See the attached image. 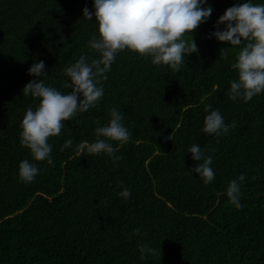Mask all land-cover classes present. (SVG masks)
Returning <instances> with one entry per match:
<instances>
[{
	"label": "trees",
	"instance_id": "1",
	"mask_svg": "<svg viewBox=\"0 0 264 264\" xmlns=\"http://www.w3.org/2000/svg\"><path fill=\"white\" fill-rule=\"evenodd\" d=\"M240 2L207 0L209 18L184 37L200 46L178 71L119 51L101 81L104 95L48 138V164L20 143L25 111L38 103L22 94L35 78L27 69L42 60L39 79L71 91L64 68L82 54L89 62L99 56L88 45L99 35L95 17L82 14L85 6L94 11L92 0H0V264H264V92L229 98L243 45L211 35ZM205 104L235 126L218 136L202 131ZM112 108L130 133L109 141L119 160L81 148L97 139ZM192 144L213 157L209 184L192 171L202 162L191 158ZM24 159L39 169L32 182L18 178ZM241 173L237 209L226 191ZM124 187L127 199L119 196ZM145 244L154 252L141 258Z\"/></svg>",
	"mask_w": 264,
	"mask_h": 264
},
{
	"label": "clouds",
	"instance_id": "2",
	"mask_svg": "<svg viewBox=\"0 0 264 264\" xmlns=\"http://www.w3.org/2000/svg\"><path fill=\"white\" fill-rule=\"evenodd\" d=\"M92 8L94 11L90 12L85 6L82 14L88 20L95 17L99 35L91 38L88 45L99 56L89 62L82 54L64 68V74L69 78L64 87L71 88L70 92L46 85L43 79H39L45 74L42 60L33 62L27 69L35 78L23 86L22 94L38 98V103L35 108L26 109L19 136L21 145L29 149L36 161L53 163L48 138L60 133L64 121L77 112L87 111L104 95L101 81L107 78L106 73L119 51L127 48L151 57L154 65L164 64L178 71L186 57L197 51L194 40L186 41L185 34L190 35L191 30L206 22L212 12L207 0H92ZM215 23L211 35L218 41L243 45L231 65L237 72V79L230 82L228 95L233 101L246 102L264 92V3L241 0L227 7ZM221 24L223 27H218ZM203 110L206 115L202 131L205 133L227 134L230 127L235 126V122L226 124L220 110L211 104H205ZM122 121L121 112L112 108L107 124L95 129L97 139L81 145V148L89 154H104L119 160L121 157L114 155L116 148L109 141L123 143L128 140L130 133ZM71 143L66 140L64 146ZM188 152L194 161H202L192 171L202 178L204 184H209L215 176L211 167L213 157L205 155L197 144L189 146ZM38 172L36 165L27 159L18 164L17 174L22 182H32ZM243 180L244 174L241 173L227 186V197L237 209L241 207L239 182ZM130 195L131 190L127 187L119 192L124 199ZM139 251L143 258L154 249L145 244L139 247Z\"/></svg>",
	"mask_w": 264,
	"mask_h": 264
},
{
	"label": "rangeland",
	"instance_id": "3",
	"mask_svg": "<svg viewBox=\"0 0 264 264\" xmlns=\"http://www.w3.org/2000/svg\"><path fill=\"white\" fill-rule=\"evenodd\" d=\"M202 43V42H201ZM204 45H210L208 42H205V43H203ZM200 45H198L197 47H199Z\"/></svg>",
	"mask_w": 264,
	"mask_h": 264
}]
</instances>
